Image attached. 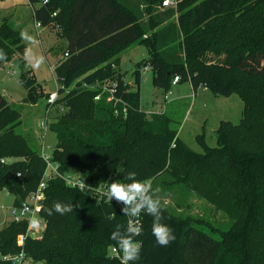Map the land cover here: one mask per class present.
<instances>
[{"label": "trees", "instance_id": "16d2710c", "mask_svg": "<svg viewBox=\"0 0 264 264\" xmlns=\"http://www.w3.org/2000/svg\"><path fill=\"white\" fill-rule=\"evenodd\" d=\"M27 1L34 20L59 25L66 42L55 67L58 103L65 111L49 125L57 137L52 160L61 172L79 173L95 188L126 182L135 172L139 180L158 182L165 195L176 188L194 192L234 221L228 230H206L161 203V223L175 240L158 245L153 217L141 213L140 257L129 264H264V0H183L177 9L163 10H158L163 0ZM20 33L9 18L2 20L0 49L6 59L0 67L15 58L25 63ZM134 44L148 49L145 66L156 87L168 91L178 76V83L190 82L194 90L205 87L216 96L236 94L243 100L238 124L220 122L216 147L199 135L204 152H195L169 117L141 109V70L134 74L133 89L117 66ZM20 80L28 100L48 99L33 70ZM20 124L21 114L0 92V190L14 196V206L38 189L47 166L41 152L16 132ZM10 172L13 177L6 178ZM56 201L78 207L49 214ZM40 216L42 237L29 236L24 245L34 262L118 264L109 256L117 245L110 237L117 225L126 229L127 216L116 202L55 178L45 189ZM28 225L12 221L0 231V255L21 252L17 239ZM0 264L13 263L0 259Z\"/></svg>", "mask_w": 264, "mask_h": 264}, {"label": "rangeland", "instance_id": "374dc122", "mask_svg": "<svg viewBox=\"0 0 264 264\" xmlns=\"http://www.w3.org/2000/svg\"><path fill=\"white\" fill-rule=\"evenodd\" d=\"M4 18H9L20 32L26 31L35 38V43L24 39L22 41L26 51L31 49L35 58L43 56L44 63L38 68L33 67L34 59L26 56L25 51V70H33L37 83L46 93L56 92L61 83L55 74V67L63 56L62 49L66 47V42L59 36L60 32L52 27L46 31L37 28L33 8L27 0H0V25ZM146 19H149L148 15ZM114 58L117 56L110 60H115ZM148 59V49L143 45L134 44L121 53L117 66L122 69L126 82L133 89L137 88L134 74L137 69L141 70V109L148 114H165L169 117L172 127L178 130L180 139L192 150L204 152V147L198 140L199 135H204L208 146L216 147L221 121H232L234 124L240 122L244 102L238 95L216 96L205 87L194 90L190 82L173 85L168 91L158 88L153 83L152 69L145 66ZM21 74L12 63L0 67V92L6 97L9 105L21 114V124L16 128V132L23 135L33 149L41 152L44 146L47 153H52L57 144V137L50 127L47 131L42 127V121L46 118L47 99L41 97L36 103L28 100V90L20 80ZM57 113L54 110L53 116ZM5 160L14 161L9 158ZM164 192L158 182L152 185L154 198H159L161 203L170 207L180 218H190L206 230H211V226L228 230L233 225L234 221L230 217L194 192L182 188H176L168 195ZM13 207L14 196L6 190H0V231L13 221ZM44 229L45 225H42V232Z\"/></svg>", "mask_w": 264, "mask_h": 264}, {"label": "clouds", "instance_id": "9594fccd", "mask_svg": "<svg viewBox=\"0 0 264 264\" xmlns=\"http://www.w3.org/2000/svg\"><path fill=\"white\" fill-rule=\"evenodd\" d=\"M21 38L27 42L35 43L33 36L26 31L20 33ZM26 56L34 59L33 67L38 68L44 63V57L35 58L32 56V50L26 51ZM6 59V54L3 49H0V60ZM126 182L113 180L108 183L104 195L109 201L115 200L123 205L122 214L129 217L128 225L124 231L117 225L116 230L111 234V239L116 241V244L121 253L119 259L120 264H129L131 261H136L140 257L142 245L135 238L142 234V226L134 221L141 213H146L153 217L152 234L155 237L156 243L160 246H167L171 241L175 240V235L172 229L161 223L162 220V204L159 198H154L152 194V183L150 179L139 180L136 178L135 172H129L125 177ZM83 188V184H81ZM74 206L70 203L56 201L53 203L49 214L55 212L60 215L74 211Z\"/></svg>", "mask_w": 264, "mask_h": 264}, {"label": "built area", "instance_id": "2783aa9c", "mask_svg": "<svg viewBox=\"0 0 264 264\" xmlns=\"http://www.w3.org/2000/svg\"><path fill=\"white\" fill-rule=\"evenodd\" d=\"M183 0H163L161 4L162 9H169V8H174L177 9L179 4ZM57 14H53V16H56ZM37 28H42V29H48L50 26L45 27L41 23L36 24ZM56 30H60V26L56 25L55 26ZM68 54H65V57H67ZM150 68V67H147ZM179 77H175L173 84L176 85L178 84ZM59 89V87H58ZM113 91V90H112ZM61 95L59 94V91L57 90L56 92L50 93L48 99H47V108H46V118L45 120L42 121V127L47 131L49 129L50 125V120L51 117L53 116V111L59 112H64L65 107L58 103V100L60 99ZM167 98V96H166ZM100 96L96 97V100H99ZM126 108L124 109V111ZM118 113V112H117ZM41 155L44 158L46 162V170L43 174V178L38 186V189L30 194L28 198L21 203L20 206H14L13 207V221L20 222V221H28V229L25 234H21L18 236L17 239V244L21 247V252L16 254V255H0V259L5 260V261H11L13 264H44V263H36L30 258H28L25 254L24 251V245L25 241L29 236H32L33 238L40 239L42 237V230L41 226L45 225L44 220L40 216V210H41V204L45 199V189L48 185V182L52 179L55 178H61L63 179L69 186L73 188H78L81 191H84L86 193H92L96 192L99 195V199L106 197L104 193L106 192L107 186H99L98 188L92 187L87 183V180L84 176L82 175H77V174H68V173H63L60 170V166L58 163L54 162L52 160V153H47L45 151V148L43 146L41 150ZM20 175V174H19ZM81 184H83V188H81ZM106 200L108 202H116L115 200L109 201L106 197ZM117 203V202H116ZM122 209L123 205L120 203H117ZM129 217H127V225H128ZM134 221L139 223L141 226H143V217L142 214L138 218H134ZM138 237V236H137ZM135 238L137 241L138 238ZM140 242V241H139ZM141 243V242H140ZM121 253L119 251V248L117 245H113L110 247L109 250V256L117 261L118 264H120V257Z\"/></svg>", "mask_w": 264, "mask_h": 264}, {"label": "water", "instance_id": "95a60500", "mask_svg": "<svg viewBox=\"0 0 264 264\" xmlns=\"http://www.w3.org/2000/svg\"><path fill=\"white\" fill-rule=\"evenodd\" d=\"M14 66H16L20 71L21 73H23L25 71V66L24 64L18 59V58H15L13 63H12ZM13 177V174L10 172L6 178H11Z\"/></svg>", "mask_w": 264, "mask_h": 264}, {"label": "crops", "instance_id": "0c3cea01", "mask_svg": "<svg viewBox=\"0 0 264 264\" xmlns=\"http://www.w3.org/2000/svg\"><path fill=\"white\" fill-rule=\"evenodd\" d=\"M42 30H43V31H46V30H48V29H42ZM41 32H42V31H41ZM41 32H40V33H41ZM24 61H25V60H24ZM24 66H25V63H24ZM166 96L168 97V95H166ZM166 96H165V97H166Z\"/></svg>", "mask_w": 264, "mask_h": 264}]
</instances>
